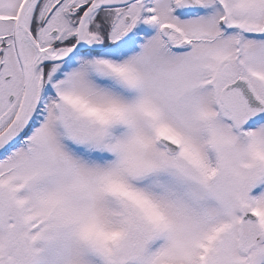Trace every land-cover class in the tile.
Instances as JSON below:
<instances>
[{"label":"snow or ice","instance_id":"1","mask_svg":"<svg viewBox=\"0 0 264 264\" xmlns=\"http://www.w3.org/2000/svg\"><path fill=\"white\" fill-rule=\"evenodd\" d=\"M0 264H264V0H0Z\"/></svg>","mask_w":264,"mask_h":264}]
</instances>
